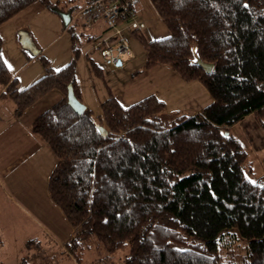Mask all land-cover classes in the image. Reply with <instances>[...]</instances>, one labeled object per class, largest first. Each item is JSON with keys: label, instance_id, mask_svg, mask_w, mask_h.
I'll return each instance as SVG.
<instances>
[{"label": "trees", "instance_id": "16d2710c", "mask_svg": "<svg viewBox=\"0 0 264 264\" xmlns=\"http://www.w3.org/2000/svg\"><path fill=\"white\" fill-rule=\"evenodd\" d=\"M151 1L169 35L147 41L132 32L146 68L166 64L202 82L213 102L199 114L168 113L155 97L123 108L112 97L97 123L92 110L79 115L68 104L69 87L82 102L75 60L56 71L40 55L44 77L19 90L0 35V86L17 118L51 91L63 95L32 129L58 160L48 189L77 230L67 247L83 250L96 238L109 253L130 246L125 264H224L221 237L236 229L249 263L264 264V183L247 176L243 143L225 134L250 115L264 130V0ZM36 2L53 6L0 0V26ZM69 31L78 56L76 26ZM198 57L214 65L210 74Z\"/></svg>", "mask_w": 264, "mask_h": 264}, {"label": "crops", "instance_id": "0c3cea01", "mask_svg": "<svg viewBox=\"0 0 264 264\" xmlns=\"http://www.w3.org/2000/svg\"><path fill=\"white\" fill-rule=\"evenodd\" d=\"M92 1L94 0H51L52 7L36 2L0 26V35L3 39V58L13 79H17L19 90L27 89L44 77L45 69L39 58L40 55L44 56L56 71L75 60L72 33L69 31V26L64 25L59 12L71 11L74 13ZM137 1L136 17L148 24L146 21L147 13H150L151 4L154 8L155 6L152 1L148 3ZM79 27H81V34H86L89 39L103 37L108 31L107 26L100 21L90 26ZM75 32L77 34V28ZM23 33H28L33 38L39 50L37 55L24 48L21 41ZM130 35L136 36L133 33ZM141 36L147 41H152L167 37L168 34L160 32L157 26L154 24L152 26L150 22ZM76 44L79 47V44ZM88 46L90 45H86V48ZM87 57L89 58V55ZM146 60L147 53L143 51L132 52V55L123 61L118 70H122L121 73L127 77L122 86L118 88V93L114 86L108 82H105L109 89L108 92H105L103 88L102 93H100L97 77L93 75L91 67H89V78L86 84L89 91H85L83 84L79 81V74L76 72L82 102L93 112L94 108L99 109V116L102 115V103L112 97L123 108H129L146 98L155 97L164 103L168 113L188 115L201 113L213 102V97L202 82L198 80L185 81L173 67L166 64L147 69ZM6 89V87L0 86V168L5 174L9 173L10 175L22 170L27 181L28 178L32 180V176L27 172L28 169L35 166L37 171L41 173V179L49 186L51 175L58 160L47 142L33 132L31 127L33 122L57 104L63 95L57 90L51 91L30 107L20 118H17L15 117L14 102L9 97H5ZM37 107V112L31 113ZM24 118L30 120L29 124L24 121ZM28 165L31 166L28 168L26 167ZM21 177L22 175L18 174L17 178ZM20 181L17 180V183L22 186ZM23 194L24 197H28L27 202L30 210L22 206L7 192V196L15 201L20 212L30 216L34 224L28 228L33 229L35 227L43 230L42 232L55 244L67 246L77 230L68 221L63 210L53 201L49 189L41 191L43 194L41 200L32 187V183L27 188L23 187Z\"/></svg>", "mask_w": 264, "mask_h": 264}, {"label": "rangeland", "instance_id": "374dc122", "mask_svg": "<svg viewBox=\"0 0 264 264\" xmlns=\"http://www.w3.org/2000/svg\"><path fill=\"white\" fill-rule=\"evenodd\" d=\"M142 3L151 0H139ZM152 12V13H151ZM147 26L156 25L158 30L169 35V30L165 23L161 20L157 11L151 4L150 13H147ZM81 26V25H80ZM77 28L79 44V55H75L76 72L79 74V81L83 84L85 91H89L86 87L89 78V67L92 69V61L101 69L102 74L97 75L98 89L102 93L103 88L108 92V86L105 82L113 85L118 93V88L122 86L127 76L118 70L121 67H116L104 60L101 53L95 49L102 39L110 34V31L105 32L103 37L87 38L86 34L82 35L81 27ZM83 29V28H82ZM106 30V29H105ZM143 32V31H142ZM142 32L137 34L141 36ZM128 42L132 52L138 53L146 51L138 37L127 34ZM161 38V37H160ZM165 37H162L163 39ZM86 45L88 48H86ZM147 53V51H146ZM89 55V58L87 57ZM95 75V73L93 74ZM59 93V92H56ZM46 96V95H45ZM44 96V97H45ZM42 99V98H41ZM94 104L95 102L92 101ZM37 103V102H36ZM35 103V104H36ZM34 104V105H35ZM84 104V103H83ZM85 105V104H84ZM86 106V105H85ZM97 106V104H96ZM38 110L34 108L31 113H36ZM95 120L99 123V109L94 108ZM29 124L30 120L24 118ZM32 128V127H31ZM232 134L239 139L247 152V162L244 170L247 176L253 181L260 184L264 183V130L259 120L254 115L246 117L245 120L237 123L229 128V134ZM28 165L26 167H30ZM30 178L25 179L24 172L17 171L10 175L0 168V264H125L130 256L131 247L119 250L114 253H109L104 246L96 240L92 239L90 243L84 244L83 250L74 251L71 246H61L55 244L44 232L35 227L28 228L34 223L29 215L23 214L17 208L15 201L7 196V192L22 206L30 210L28 206V197L23 195V187L27 188L32 183V187L41 200L43 194L41 191H46L48 185L41 179V173L37 171V167L33 166L27 171ZM21 174V178H17ZM17 180L22 186H19ZM34 192V191H33ZM18 194V195H17ZM19 196V197H18ZM23 198V199H22ZM221 237L220 253L223 257L224 264H250L247 256L248 241L238 234L236 229H228ZM31 242V244H29ZM81 253V254H80Z\"/></svg>", "mask_w": 264, "mask_h": 264}, {"label": "built area", "instance_id": "2783aa9c", "mask_svg": "<svg viewBox=\"0 0 264 264\" xmlns=\"http://www.w3.org/2000/svg\"><path fill=\"white\" fill-rule=\"evenodd\" d=\"M137 3V0H94L72 13L69 26H90L97 21L103 22L110 34L94 50L118 67L119 63L123 64L132 55L127 34L142 32L147 27L143 20L136 17Z\"/></svg>", "mask_w": 264, "mask_h": 264}, {"label": "water", "instance_id": "95a60500", "mask_svg": "<svg viewBox=\"0 0 264 264\" xmlns=\"http://www.w3.org/2000/svg\"><path fill=\"white\" fill-rule=\"evenodd\" d=\"M59 14L61 15V17L63 19L64 25L66 27H68L71 23L72 12L71 11H68V12L60 11ZM22 36L23 37H22L21 41H22L24 48L31 51L34 55H37L39 50L37 49L33 38L28 33H23ZM194 64L200 66L204 70V72L207 74H210L214 69L213 64L206 63V62L202 61L199 57L196 58V61ZM121 65L122 64L119 63L118 67H121ZM68 104L79 115H82L87 109V107L83 104V102H81L79 99H77V97L74 94L72 87H69V89H68ZM99 129L104 136H107L108 132L103 126H100ZM225 134L229 135V132H226Z\"/></svg>", "mask_w": 264, "mask_h": 264}, {"label": "bare ground", "instance_id": "6f19581e", "mask_svg": "<svg viewBox=\"0 0 264 264\" xmlns=\"http://www.w3.org/2000/svg\"><path fill=\"white\" fill-rule=\"evenodd\" d=\"M16 117V116H15Z\"/></svg>", "mask_w": 264, "mask_h": 264}]
</instances>
